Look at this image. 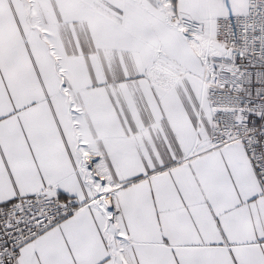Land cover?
Wrapping results in <instances>:
<instances>
[{
    "label": "snow or ice",
    "instance_id": "6c2138e0",
    "mask_svg": "<svg viewBox=\"0 0 264 264\" xmlns=\"http://www.w3.org/2000/svg\"><path fill=\"white\" fill-rule=\"evenodd\" d=\"M0 264H264V0H0Z\"/></svg>",
    "mask_w": 264,
    "mask_h": 264
}]
</instances>
